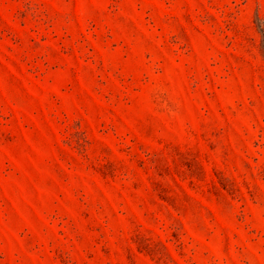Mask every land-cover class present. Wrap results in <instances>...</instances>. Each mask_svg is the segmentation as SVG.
I'll return each mask as SVG.
<instances>
[{
    "label": "rangeland",
    "instance_id": "rangeland-1",
    "mask_svg": "<svg viewBox=\"0 0 264 264\" xmlns=\"http://www.w3.org/2000/svg\"><path fill=\"white\" fill-rule=\"evenodd\" d=\"M0 264H264V0H0Z\"/></svg>",
    "mask_w": 264,
    "mask_h": 264
}]
</instances>
